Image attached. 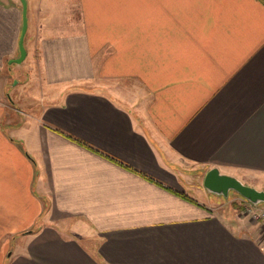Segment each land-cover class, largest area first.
Masks as SVG:
<instances>
[{
	"label": "crops",
	"instance_id": "crops-1",
	"mask_svg": "<svg viewBox=\"0 0 264 264\" xmlns=\"http://www.w3.org/2000/svg\"><path fill=\"white\" fill-rule=\"evenodd\" d=\"M26 1L29 110L0 0V264H264L203 184L264 182V0Z\"/></svg>",
	"mask_w": 264,
	"mask_h": 264
},
{
	"label": "rangeland",
	"instance_id": "rangeland-1",
	"mask_svg": "<svg viewBox=\"0 0 264 264\" xmlns=\"http://www.w3.org/2000/svg\"><path fill=\"white\" fill-rule=\"evenodd\" d=\"M23 64V63H22ZM13 64V68L11 69V78L9 80L8 85V92L10 93L14 105L17 107H20L25 110L32 109L34 106L33 104V97L34 92H36V86L34 84V81H32L31 74L34 73L33 69L30 68L29 63L27 64ZM25 65V66H24ZM257 181V180H256ZM256 181H249V183H253L254 185H250L249 183H246L250 186H254L257 189L264 190V182L258 180ZM211 195L216 198V203H222V207L225 208H232V210L237 209V211L245 214L244 212V205L246 204V199L241 196L240 194L236 193L235 191L229 192V197H225L223 195H215L214 193ZM259 205L264 206V203H260ZM252 219V218H251ZM252 221L258 224V222L254 219ZM260 228V226H259ZM261 230V228H260ZM263 232V230H261ZM264 233V232H263Z\"/></svg>",
	"mask_w": 264,
	"mask_h": 264
},
{
	"label": "water",
	"instance_id": "water-1",
	"mask_svg": "<svg viewBox=\"0 0 264 264\" xmlns=\"http://www.w3.org/2000/svg\"><path fill=\"white\" fill-rule=\"evenodd\" d=\"M22 8L24 23L21 31L22 35L19 41L20 55L19 57L15 58V60H12V63H22L27 58V50L25 48V45H23L24 37L26 35V30L28 26V8L26 0H22ZM203 184L205 185L207 190H209V192L214 193L216 195H223L228 198L229 192L235 191L252 204L259 205L260 203H264V190L257 189L254 186L252 187L230 174L227 175L221 173V171H219L217 167L208 170L204 177Z\"/></svg>",
	"mask_w": 264,
	"mask_h": 264
},
{
	"label": "built area",
	"instance_id": "built-area-1",
	"mask_svg": "<svg viewBox=\"0 0 264 264\" xmlns=\"http://www.w3.org/2000/svg\"><path fill=\"white\" fill-rule=\"evenodd\" d=\"M244 212L246 215H248L250 218L256 220L264 232V208H262L260 205L252 204L248 200H246V204L244 205ZM262 232L263 236L264 233Z\"/></svg>",
	"mask_w": 264,
	"mask_h": 264
}]
</instances>
